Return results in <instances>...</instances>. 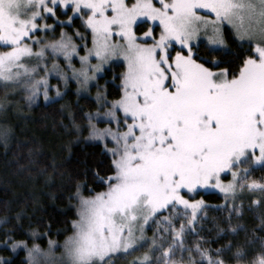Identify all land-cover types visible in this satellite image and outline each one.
Returning a JSON list of instances; mask_svg holds the SVG:
<instances>
[{"label": "snow or ice", "instance_id": "1", "mask_svg": "<svg viewBox=\"0 0 264 264\" xmlns=\"http://www.w3.org/2000/svg\"><path fill=\"white\" fill-rule=\"evenodd\" d=\"M77 17L91 47L79 30L57 37V27H70ZM140 28L147 30L138 37ZM228 34L247 52L238 69L198 59L204 41L210 54H224ZM112 60L126 67L120 96L108 102L98 89V110L87 114V139L99 141L111 157L112 175L101 178L106 190L89 189L85 196L77 185L75 218L62 242L48 239L46 248L36 242L51 235L49 226L32 231L31 240L5 232L0 245L23 250L25 264L130 258V264H264V235L253 230L246 244L231 243L247 231L232 223L243 214L235 203L223 206L231 208L226 227L216 225L228 244H188L207 216L204 201L195 200L199 190L216 189L233 202L238 191H247L259 194L253 205L264 202V177L255 178L264 173V0H0L5 115L21 90L30 105L41 95L45 103L58 102L61 82L67 87L75 80L77 95L87 91ZM50 77L58 78L55 97ZM94 119L110 126L99 128ZM10 135V128H0L5 147ZM259 229L264 233V216ZM0 264L13 261L0 257Z\"/></svg>", "mask_w": 264, "mask_h": 264}, {"label": "trees", "instance_id": "2", "mask_svg": "<svg viewBox=\"0 0 264 264\" xmlns=\"http://www.w3.org/2000/svg\"><path fill=\"white\" fill-rule=\"evenodd\" d=\"M80 26V20L75 18L72 28ZM144 30L140 28L137 32ZM226 41L227 50L222 55L210 54L201 44L197 50L198 59H216L222 66L238 69L247 54L246 49L238 47V42L230 34L226 35ZM123 71L122 65H115L99 78L98 84L105 86L107 100L119 98ZM75 88L72 84L63 99L46 106L39 104L25 119L4 126L11 129V135L6 147L0 142V240L5 232L16 240H31L32 231L43 233L51 226V235L42 236L36 242L42 248L47 247L48 239L62 242L65 233H71V222L75 218L73 205L76 203L77 185H81L85 196L89 189L93 193L106 190L101 178L112 175L111 157L102 144L87 140V114L96 113L98 105L91 98L78 96ZM77 126L83 127L80 134ZM261 177L264 173H255V178ZM257 195L238 191L234 202L231 199L225 201L222 193L200 192L195 195V199L204 201L208 210L207 216L196 225L199 235H189V246H194L196 241H208L205 246L215 249L229 243L228 239L216 234L217 224L227 225L231 208L223 207L225 204L235 203L242 207L243 214L233 216L232 223L243 225L247 230L231 238L233 245L246 244L253 238V230L256 236L264 235L259 229L260 219L264 216V202L252 204ZM151 235L149 231L147 236ZM0 257L11 259L13 264H25L26 253L23 250L12 253L0 245ZM130 259L117 261V264H130Z\"/></svg>", "mask_w": 264, "mask_h": 264}, {"label": "rangeland", "instance_id": "3", "mask_svg": "<svg viewBox=\"0 0 264 264\" xmlns=\"http://www.w3.org/2000/svg\"><path fill=\"white\" fill-rule=\"evenodd\" d=\"M68 16L72 15L71 12H68L67 14ZM64 16V15H63ZM77 19H79L77 17ZM60 20L61 21H66L67 20V16L65 18H61L60 17ZM80 20V19H79ZM55 21L52 20V19H49L48 23L49 24H52L54 23ZM81 22V25L82 27L80 26L79 28H72V26L70 27H65L64 29H61L59 27H57L56 29V34H57V37H58V34L61 30H64L66 32H68L69 35H74L75 32L77 30L81 31L87 38V42H88V46L91 47V34L90 32L86 31L83 27V23L82 21L80 20ZM147 29L145 28L144 31H146ZM144 31L138 33L136 32L137 36H142ZM158 32L159 30L157 29V35H158ZM51 35V34H50ZM76 41L80 43V48L82 49L83 48V42H80L79 41V37H75ZM202 44L204 46L207 47L206 45V41L202 42ZM81 54H83V51H81ZM175 53H173L174 55ZM62 60V58H60ZM115 65H122L124 67V71H126V67L124 66V62L123 60H112L110 61L107 65H105L104 67V71L102 73H99L98 74V78L96 81H93L89 84L88 86V90L87 91H81L80 94L78 96L80 97H88V98H91L92 100H94L96 102V96H97V91L98 89L103 92L104 94V97L106 98V89H105V86L104 85H99L98 84V80L100 77H102L104 75V73L111 69L113 66ZM76 66L79 67V61L78 59L76 60ZM71 76V73H69V77ZM57 79L56 77H50V84L53 86L52 87V90L50 92V95L55 97V89L57 87ZM74 84L75 85V92L77 94V88L79 87L75 80H70L67 87H65L63 85V83L61 82L59 84V89L62 93H64V95L60 98H57V100H61L65 97V95L68 93L69 90H71V85ZM10 100H11V104L9 105V111L7 112V115H5L3 112H0V126H5V124H9V123H13V122H19L23 119H25L26 117L29 116V114L31 113L32 109L35 108L37 105L39 104H42L44 106L46 105H49L53 102H49V103H45L44 99H43V95H41L39 98H37L36 102L33 103V104H29V102L24 98V92L23 90H21L19 93L13 95L10 97ZM106 101L110 102L109 100H107L106 98ZM97 103V102H96ZM99 107V106H98ZM19 109V110H17ZM98 110V109H97ZM93 123H96L97 127L99 128H103V127H109L110 125L106 122H97L95 119L93 120ZM87 128H88V134H89V122L88 124L86 125ZM112 127H115L114 125H111ZM83 130V127H79V131L78 133L80 134ZM89 140L90 142H95V143H99L101 144L99 141H94V140H90V139H87ZM110 143V142H109ZM103 145V144H102ZM229 179H231V177L229 176ZM228 181H225V183H227ZM199 192H204V193H210V192H214V193H220L218 190L216 189H210V190H199ZM195 200H201V199H195ZM206 205V204H205Z\"/></svg>", "mask_w": 264, "mask_h": 264}]
</instances>
